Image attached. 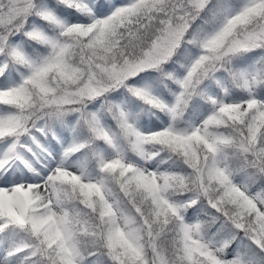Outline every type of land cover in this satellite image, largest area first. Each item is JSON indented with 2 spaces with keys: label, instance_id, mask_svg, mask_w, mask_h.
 I'll use <instances>...</instances> for the list:
<instances>
[{
  "label": "snow or ice",
  "instance_id": "snow-or-ice-1",
  "mask_svg": "<svg viewBox=\"0 0 264 264\" xmlns=\"http://www.w3.org/2000/svg\"><path fill=\"white\" fill-rule=\"evenodd\" d=\"M0 264H264V0H0Z\"/></svg>",
  "mask_w": 264,
  "mask_h": 264
}]
</instances>
